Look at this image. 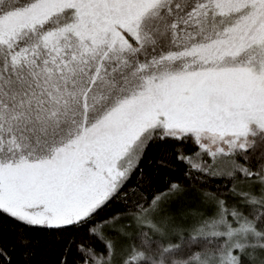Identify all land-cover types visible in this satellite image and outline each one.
Returning <instances> with one entry per match:
<instances>
[{
    "label": "snow or ice",
    "instance_id": "snow-or-ice-1",
    "mask_svg": "<svg viewBox=\"0 0 264 264\" xmlns=\"http://www.w3.org/2000/svg\"><path fill=\"white\" fill-rule=\"evenodd\" d=\"M0 264H264V0H0Z\"/></svg>",
    "mask_w": 264,
    "mask_h": 264
}]
</instances>
